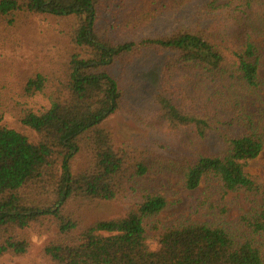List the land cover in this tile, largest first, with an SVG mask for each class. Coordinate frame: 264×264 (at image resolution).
Returning <instances> with one entry per match:
<instances>
[{
    "label": "trees",
    "instance_id": "16d2710c",
    "mask_svg": "<svg viewBox=\"0 0 264 264\" xmlns=\"http://www.w3.org/2000/svg\"><path fill=\"white\" fill-rule=\"evenodd\" d=\"M125 2L0 0V29L23 14L71 21L74 47L62 67L29 77L18 94L42 96L47 111L0 94V122L10 112L38 136L33 143L0 126V258L25 255L29 242L17 231L47 224L51 264H264V184L244 171L264 149V0H145L129 15ZM160 24L138 41L117 35ZM155 56L164 57L156 88L146 106L132 103L126 75ZM119 112L161 134L159 152L117 146L102 124ZM82 152L89 163L74 174ZM150 175L178 177L189 191L218 181L222 196L242 193L247 208L223 223L226 208L205 197L200 207L220 220L162 224L170 204L163 189L142 187ZM49 195L51 205L25 206ZM120 200L129 202L123 215L86 219L88 205Z\"/></svg>",
    "mask_w": 264,
    "mask_h": 264
},
{
    "label": "rangeland",
    "instance_id": "374dc122",
    "mask_svg": "<svg viewBox=\"0 0 264 264\" xmlns=\"http://www.w3.org/2000/svg\"><path fill=\"white\" fill-rule=\"evenodd\" d=\"M144 2L145 0H126L122 13L132 14L138 11ZM17 20L14 28L0 29V39L2 40L0 41V94L4 96L8 91H12L11 96L16 101L24 104L34 113L40 114L48 110V101L40 95L23 100L18 98V94L23 83L29 77L36 73L59 69L62 64L68 61L74 49L70 42V35H68L71 21L51 20L43 18V16L36 17L28 14L27 16L25 14L18 16ZM165 26V24L164 26L163 24L160 26L150 25L143 29L121 31L117 35L123 43L130 40L138 41L155 32L162 31ZM262 40L260 39L259 42L261 43ZM163 60V56H155L142 60L144 62L133 64L124 81L126 95L132 103H143V106H146L145 97L156 88L160 64ZM259 75L264 78V68L259 70ZM0 126L26 135L33 143L38 141L37 134L22 126L10 112L3 115ZM102 127L112 133L117 146L123 143L140 147L147 145L152 151L159 152L156 145L163 140L161 134L142 127L134 121L132 116L124 112L108 117ZM88 163V155L82 152L71 161L72 172L76 174L84 170ZM244 171L251 176L258 177L264 184V149L257 158L248 162ZM146 180L142 187L147 186L155 190L163 189L167 193L170 206L157 217L162 224H169V222L182 217L190 222L218 220L219 218H214L200 207L205 197L208 198L209 203H221L226 208V216H220L223 223L233 224L239 217L240 211L247 208L242 193H227L222 196L220 183L215 180H203L192 191L185 189L179 178L175 176L150 175ZM29 199L25 201V206L32 203L48 206L54 202V197L50 195L40 198L30 196ZM128 204L127 200H120L99 207L88 205L90 208L85 210L86 219L91 222L116 218L126 212ZM52 228L53 225L47 224L45 227L31 225L23 231H17L28 240V252L20 256L7 254L0 258V264H51L44 256L43 251L45 246L55 238L51 231L54 228Z\"/></svg>",
    "mask_w": 264,
    "mask_h": 264
}]
</instances>
